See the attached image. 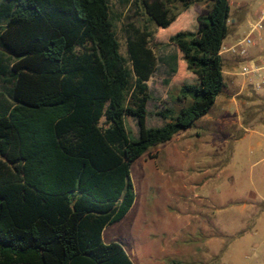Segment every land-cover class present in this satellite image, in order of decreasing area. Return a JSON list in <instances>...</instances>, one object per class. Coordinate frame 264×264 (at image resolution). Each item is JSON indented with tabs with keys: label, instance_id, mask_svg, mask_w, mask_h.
Listing matches in <instances>:
<instances>
[{
	"label": "trees",
	"instance_id": "16d2710c",
	"mask_svg": "<svg viewBox=\"0 0 264 264\" xmlns=\"http://www.w3.org/2000/svg\"><path fill=\"white\" fill-rule=\"evenodd\" d=\"M134 2L145 22L125 26L124 58L109 0H0V264H132L102 242L134 202L132 164L192 128L225 88L229 0ZM152 41L175 47L168 69L185 104L156 112L159 127H146ZM180 60L191 77L176 81Z\"/></svg>",
	"mask_w": 264,
	"mask_h": 264
},
{
	"label": "rangeland",
	"instance_id": "374dc122",
	"mask_svg": "<svg viewBox=\"0 0 264 264\" xmlns=\"http://www.w3.org/2000/svg\"><path fill=\"white\" fill-rule=\"evenodd\" d=\"M134 3L109 0L112 30L124 58L125 26L141 28L145 22L143 11ZM262 3L264 0H229V31L224 43L231 34L244 36L246 22L257 19ZM174 9L181 10L179 5ZM186 25L180 19L167 33ZM150 46L159 62L147 81L153 99L147 105L146 127H159L163 122L156 112L164 108L177 111L185 104L176 101L178 86L168 69L175 47L155 41ZM229 59V55L221 57L225 88L209 113L169 142L150 148L130 168L134 202L120 221L103 230L102 242L120 244L132 264H228L226 258L213 257L226 252L227 244L233 242L230 238L252 226L255 215L264 209L257 202L241 212V200L249 192L264 201V103H258L254 93L264 91L245 89L237 75V60ZM184 77L191 74L180 60L176 81ZM8 90L0 83V94L7 100ZM253 121L257 123L246 132ZM125 123L131 137H137L133 120L126 117ZM260 244L264 245V212L257 218L256 232L235 240L231 252L247 247L259 254L254 245Z\"/></svg>",
	"mask_w": 264,
	"mask_h": 264
},
{
	"label": "crops",
	"instance_id": "0c3cea01",
	"mask_svg": "<svg viewBox=\"0 0 264 264\" xmlns=\"http://www.w3.org/2000/svg\"><path fill=\"white\" fill-rule=\"evenodd\" d=\"M262 7H264V3H262L260 8L262 9ZM259 13H260V10H259ZM259 13H257L256 17L259 16ZM228 21H229V19H228ZM232 22L234 23V20ZM251 22H253V21H247L246 22L245 30H247V26ZM228 23H227V26H228ZM228 31H229V28H228ZM227 34H228V32H227ZM230 36L231 37H229V36L227 37V43H224V41H225V39H224L222 44L228 46V45L232 44L236 39L239 38V37L237 38L235 36V34H231ZM236 60H237L236 58H233V57L230 56V59H229L230 62H234ZM246 60L247 61H253L254 63L255 62L258 63V62L264 61V32L261 33L260 40L257 42V45L254 48H252L251 50H249V53H248V55L246 57ZM237 75H238V72H237ZM241 79H242L241 85L244 86L246 84V88L245 89H249L248 91H253L254 92V90L249 85V81H247L243 77H241ZM261 90L264 91V89H261ZM254 93H255V95L257 97V102L258 103H264V93H262V94H259V93H256V92H254ZM256 123H257V121H253L252 125H250V128L246 132H250L252 126L254 124H256ZM241 202L243 203V205H242L243 207H242L241 212H244V209H246V207H249V208L250 207H254L257 202H259L261 204H264V201H259L256 198L255 194L252 193V192H249L248 196H246V198L242 199ZM261 212H264V209H262L261 211H259L255 215V217H254L255 221L252 224V226H249V227L245 228L242 231V233L236 239L233 240L231 245H227L226 252L219 253L216 256L217 259L221 260L222 258H226L224 260H227L228 264H264V245H262V244L254 245L255 247L257 246L258 249H260V253L259 254L253 253V251L251 249L248 250L247 247H245V249H241V250H239V251H237L235 253L231 252L232 245L235 242V240H237L238 238L242 237L246 233H255L256 232V221H257V218H258V216H259V214Z\"/></svg>",
	"mask_w": 264,
	"mask_h": 264
},
{
	"label": "built area",
	"instance_id": "2783aa9c",
	"mask_svg": "<svg viewBox=\"0 0 264 264\" xmlns=\"http://www.w3.org/2000/svg\"><path fill=\"white\" fill-rule=\"evenodd\" d=\"M262 32H264V7L260 10L257 19L248 24L244 36L228 46L222 44L219 51L220 56L229 55L237 59L238 75L249 81L253 90L264 89V61L254 63L247 61L246 57L249 50L257 45Z\"/></svg>",
	"mask_w": 264,
	"mask_h": 264
}]
</instances>
